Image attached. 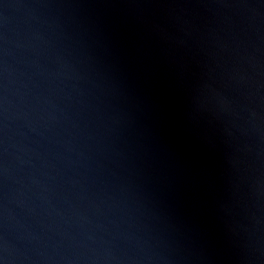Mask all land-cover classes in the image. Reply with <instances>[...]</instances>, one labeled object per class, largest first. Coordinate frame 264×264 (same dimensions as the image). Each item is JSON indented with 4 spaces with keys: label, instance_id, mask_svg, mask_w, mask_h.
<instances>
[{
    "label": "water",
    "instance_id": "water-1",
    "mask_svg": "<svg viewBox=\"0 0 264 264\" xmlns=\"http://www.w3.org/2000/svg\"><path fill=\"white\" fill-rule=\"evenodd\" d=\"M0 264H264V0H0Z\"/></svg>",
    "mask_w": 264,
    "mask_h": 264
}]
</instances>
